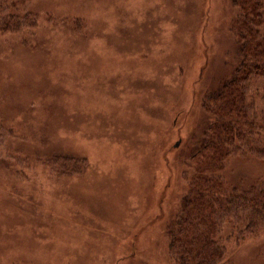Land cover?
Returning a JSON list of instances; mask_svg holds the SVG:
<instances>
[{
    "label": "rangeland",
    "instance_id": "374dc122",
    "mask_svg": "<svg viewBox=\"0 0 264 264\" xmlns=\"http://www.w3.org/2000/svg\"><path fill=\"white\" fill-rule=\"evenodd\" d=\"M240 13L0 0V264H177L169 225L196 171L181 149L240 62ZM253 82L261 114L264 75ZM232 158L236 183L264 176L260 159ZM227 248L231 264H264V230Z\"/></svg>",
    "mask_w": 264,
    "mask_h": 264
},
{
    "label": "trees",
    "instance_id": "16d2710c",
    "mask_svg": "<svg viewBox=\"0 0 264 264\" xmlns=\"http://www.w3.org/2000/svg\"><path fill=\"white\" fill-rule=\"evenodd\" d=\"M232 1L241 9L236 23L240 62L203 104L208 114L204 137H192L181 149L187 148L184 154L195 160L196 171L182 210L169 225L177 264H231L229 242L264 230V176L241 185L226 164L233 156L249 154L264 164V135L257 126V116L263 118L264 111L256 112L250 94L254 79L264 75V0Z\"/></svg>",
    "mask_w": 264,
    "mask_h": 264
},
{
    "label": "water",
    "instance_id": "95a60500",
    "mask_svg": "<svg viewBox=\"0 0 264 264\" xmlns=\"http://www.w3.org/2000/svg\"><path fill=\"white\" fill-rule=\"evenodd\" d=\"M179 145V142L177 143V145L176 146H178Z\"/></svg>",
    "mask_w": 264,
    "mask_h": 264
}]
</instances>
